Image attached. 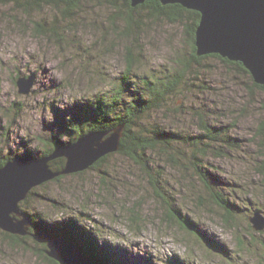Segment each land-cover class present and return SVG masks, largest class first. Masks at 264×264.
<instances>
[{"label":"rangeland","instance_id":"374dc122","mask_svg":"<svg viewBox=\"0 0 264 264\" xmlns=\"http://www.w3.org/2000/svg\"><path fill=\"white\" fill-rule=\"evenodd\" d=\"M110 11L105 0H81L80 10L76 11L78 30L64 31L62 39L55 40L49 36L36 38L32 29L25 31L21 25L26 20L21 13L0 6V150L3 154L22 157L29 151L39 160L36 148L43 145L40 140L55 133H52L54 110L62 114L71 102L105 89L102 83L114 80L123 71L126 45H132L139 54L140 62L133 68V73L139 75L143 69H164L166 65L170 68L172 58L182 46L184 52L186 41L181 25L166 20L153 22L139 12L147 25L137 37L129 38L125 32L121 33L120 22L110 25L109 19L114 18ZM54 14L46 7L36 18L46 17L51 21ZM13 16L22 18L18 20L20 24L11 20ZM217 61L208 60L211 66L206 68L210 73L205 74L208 91L195 93L203 110L220 113L222 108L226 119L221 120L229 123L234 121H231L234 112L231 106L253 107L251 114L236 119L235 125H239L236 134L230 133L237 139L238 147L225 150L229 152L225 157H208L206 163L202 162L220 187L226 184V189L221 190L224 197L243 207L232 213L228 221L224 219L223 209L212 202L203 183L195 175L190 176L191 171H181L157 158L153 164L148 162L151 166L158 164L154 172L165 186V194L160 198L148 170L117 150L96 166L101 157L82 171L63 174L59 180L46 181L42 186L37 184L34 188L37 196L22 202L23 208L33 212L36 218L39 215L42 219L49 218L50 223L60 224L76 217L91 236H95L93 229L98 231V242L104 241L126 253L128 258L148 264H264V228L256 229L255 223L250 222L251 217L256 218V212L264 220V178L257 169L264 161V147L259 145L262 139L254 138L252 128L261 117L257 107L263 108L264 96L246 90L250 82L232 67ZM18 73L34 75L27 93L19 92L17 83L12 81ZM188 101L192 106L191 97ZM16 102L20 105L15 106ZM178 103L182 105V98ZM208 115V125L219 123L211 112ZM150 120L185 129L191 135L199 130L194 119L171 118L161 110L153 113ZM102 178L109 187L106 191L98 189ZM169 207L177 209L185 220L190 219L208 241L197 238L183 229L177 219L169 217ZM22 219L15 215V220L23 222ZM258 221L256 226L261 225ZM22 226L28 232V224L24 222ZM17 227L20 229L21 225ZM3 232L10 234L0 228V264H52L33 250L41 249L40 239L15 244L6 240ZM11 234L14 236L10 238L14 239L20 236ZM50 242H57V246L61 243ZM46 251V254L50 251L49 246Z\"/></svg>","mask_w":264,"mask_h":264},{"label":"trees","instance_id":"16d2710c","mask_svg":"<svg viewBox=\"0 0 264 264\" xmlns=\"http://www.w3.org/2000/svg\"><path fill=\"white\" fill-rule=\"evenodd\" d=\"M80 1L0 0V6H9L14 12L21 13L24 16L23 18L26 19L21 25L24 26L25 31L29 30L28 28L32 29V33L36 38L49 36L55 40H61L64 31L78 30L76 11L80 10ZM105 2L106 6L111 9V17L118 18V20L109 19V22L110 20L112 22H110V25L114 26L115 21L120 22L122 25V28L119 27L121 33L125 32L129 38L137 37L147 25L146 21H143V18L138 15L139 12L142 15L144 14L143 17L149 18L153 22L166 20L171 24L181 25L186 41V43L184 42V52L181 51L182 46L176 52L175 57L172 58L173 64L168 63L170 68L166 65L164 69H143L142 74L139 75L133 73L135 63L140 62L139 54H137L136 48H131L132 45H126L124 47L123 59L125 62H123V71L114 80L102 83V87L105 86V89L97 91L90 97H81L77 101L71 102L62 114L54 110L52 133L54 131L55 133L40 140L43 145L36 148L39 151L38 159L50 156L55 148L61 145L69 147L90 132L107 131L111 133L113 129L121 127L122 134L119 137L117 153L140 164L143 170L144 168L148 170L150 180L153 179L154 190L160 192V198H163L162 196L165 194V186L159 180L160 176L154 172V168L158 164L154 166L149 164H153L156 158L181 171H191L190 176L195 175L203 183L212 202L223 209L224 219L228 221L232 213L241 210L243 207L233 204L227 197H224L221 190L226 189V184L220 187L218 180L202 162L206 163L205 159L208 157H225L229 153L225 150L238 147L235 144L238 142L237 139L235 136H230V133L234 131L233 133L236 134L235 130L239 127V125H235L236 119L244 117L245 114H251L253 107L250 105L231 106L234 111L231 121H234L225 123L221 120L226 117L222 108L220 113L219 110L204 111L201 106L202 103L196 101L195 93H204L205 90L208 91L209 89L205 85L207 78L205 74L207 71L208 74L211 71L206 69L211 67L208 60H218L217 62H220L223 66L235 69L238 74L246 78V81L248 80V83L250 82L247 85L248 89L246 88L250 92L255 91L264 96V84L256 83L251 73L241 62L230 61L216 53L197 54L195 28L200 18L197 11L184 8L180 4L163 5L159 0L145 1L136 7H132L129 0H105ZM46 7L55 12L52 22L46 17L36 18V14L42 12ZM20 19L22 18L13 16L11 20L20 24L18 21ZM21 75L19 73L15 75L12 79L14 84ZM28 75L22 76L27 77ZM190 97L192 106L187 104ZM180 98L183 100L182 105L178 103ZM19 105L20 103H15V106ZM262 107H257L258 114L261 117H258V123L252 126L254 138L263 141L259 142L260 147H264V98ZM159 110L165 111L167 116L171 118L186 119L188 116L190 119H194L196 122L194 123L199 129L198 132L196 135H191L185 129H174L164 124L160 125L152 122L150 120L152 114ZM209 112L218 118V124L208 125L206 117L209 116ZM146 117L149 119H146ZM65 137L67 140H62ZM109 154L103 155L94 166L105 161ZM16 156L18 155L3 154L0 150V166ZM22 156L28 159L36 158L29 151H26ZM64 165V158H57L48 162V167L53 172L60 171ZM257 169L264 178L263 160L262 165ZM101 173L105 174L104 172ZM62 177L64 175L56 176L52 180L56 181ZM42 185H44V182L40 186ZM35 187L37 185L27 192L25 199L18 202L19 211L23 213V218L29 222L28 232L24 236L20 234L18 239L10 238L14 235L3 232L6 235V240L15 244H22L21 242L26 244L28 240L38 242L40 239L41 249L34 248L33 250L38 256L43 257L52 264L58 263L45 252L47 243L56 238H63L68 243L70 242L86 257H89L94 264H148L145 261L140 262L128 258L126 253L115 250L116 248L104 241L102 243L98 242L100 240L97 236L100 235L98 231L93 229L95 236H91L89 231L84 229L86 226L80 224L81 222L76 217L70 218L68 221L64 220L60 224L50 223L49 218L43 217L42 219L39 214V217L36 218L33 212L26 211L22 205V202H27L30 197L37 196V190H34ZM108 188L104 178H102L98 184V189L106 191ZM36 212L40 213L39 211ZM168 215L177 219L183 229H187L199 239L202 238L208 241L197 226L190 219L186 218L185 220L177 209L169 207ZM239 241L243 243L241 239ZM220 247L224 250L222 245Z\"/></svg>","mask_w":264,"mask_h":264},{"label":"water","instance_id":"95a60500","mask_svg":"<svg viewBox=\"0 0 264 264\" xmlns=\"http://www.w3.org/2000/svg\"><path fill=\"white\" fill-rule=\"evenodd\" d=\"M150 0H129L132 7ZM165 4H180L184 8L200 14L195 28V46L198 55L216 53L230 61L241 62L251 73L254 81L264 84V0H159ZM19 92L27 93L34 83V75L19 76L16 80ZM114 131V132H113ZM113 133V134H112ZM108 135L106 138L105 135ZM122 129L117 127L107 131L90 132L75 143L55 148L45 158L15 157L0 166V228L13 234L25 235L22 230L23 213L18 202L37 184L54 179L63 174L76 173L89 167L103 155L119 148ZM64 158L65 165L53 172L48 162ZM251 217L257 229L264 228V220L257 214ZM22 216V221L15 220ZM15 220V221H14ZM256 220L261 225L256 226ZM21 225L19 229L17 225ZM49 242L47 255L58 264H94L70 242L58 239ZM58 248V249H57ZM47 252V251H46ZM62 252V253H61Z\"/></svg>","mask_w":264,"mask_h":264}]
</instances>
